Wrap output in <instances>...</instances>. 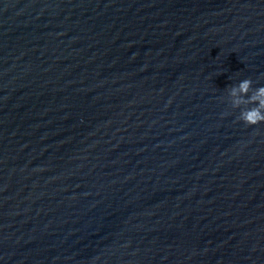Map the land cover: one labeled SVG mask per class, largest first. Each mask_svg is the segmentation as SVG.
Here are the masks:
<instances>
[{"label": "water", "instance_id": "obj_1", "mask_svg": "<svg viewBox=\"0 0 264 264\" xmlns=\"http://www.w3.org/2000/svg\"><path fill=\"white\" fill-rule=\"evenodd\" d=\"M244 79L264 0H0V264H264Z\"/></svg>", "mask_w": 264, "mask_h": 264}, {"label": "clouds", "instance_id": "obj_2", "mask_svg": "<svg viewBox=\"0 0 264 264\" xmlns=\"http://www.w3.org/2000/svg\"><path fill=\"white\" fill-rule=\"evenodd\" d=\"M252 80L244 79L228 88V96L233 109H241L238 120L246 126L264 123V86L252 88ZM249 93H251L249 95ZM252 105V107H248ZM243 106V107H242Z\"/></svg>", "mask_w": 264, "mask_h": 264}]
</instances>
